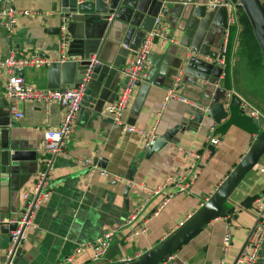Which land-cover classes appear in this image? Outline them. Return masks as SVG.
Here are the masks:
<instances>
[{
  "label": "crops",
  "instance_id": "1",
  "mask_svg": "<svg viewBox=\"0 0 264 264\" xmlns=\"http://www.w3.org/2000/svg\"><path fill=\"white\" fill-rule=\"evenodd\" d=\"M55 1L0 0V10L14 8L36 13L17 15L12 32L0 28V59L31 52L47 59H60L59 35L49 32L57 25L58 12L52 10ZM207 2L116 0L115 14L110 17L111 29L97 55L103 66L97 80L90 82L92 96H97V100L93 107H86L80 113L78 110L65 139V154L53 158L50 196L37 210L34 225L27 229L21 243L23 253L17 257L16 264H98L91 261L92 252L87 244L107 231H113V236L106 261L131 259L143 253L177 228L209 197L263 129L264 114L238 93L234 85L236 37L222 68L229 75L227 81L220 78L221 68L216 64L224 29L214 26L206 34L207 43H202L199 50L190 47L196 28L191 12L197 5L206 7ZM159 14L174 41L156 40L152 45L148 76L137 83L124 110L123 121L145 131L155 126L160 137L192 116L194 111L188 105L175 100L161 108L172 75L181 66L183 73L177 90L186 98L207 105L222 104L225 91L231 93V98L227 108L222 105L227 111L226 118L215 122L203 117L202 122L178 131L165 146L146 158L143 139L122 131L105 112V106L116 101L124 81L120 70L133 57ZM234 27L237 33L238 23ZM190 50L212 62L202 58L184 61L185 53ZM22 76L39 88H47L45 68L25 67ZM6 77V72L0 70V127L8 128L14 148L37 151L36 160L24 161L18 167H10L8 172L2 171L0 164V214L14 217L21 209L23 191L31 188L44 162L40 152L42 132L57 127L64 112L57 103L26 102L21 105L24 116L14 118L4 96ZM244 102L248 111L242 107ZM249 111L257 115L254 117ZM259 117L263 118L262 124L256 121ZM211 126L221 139L216 146L207 141ZM194 155L198 156L196 160ZM82 158L96 165L101 161L105 164L101 168L113 173L116 179L90 170L79 162ZM193 159L199 173L187 192L174 193L163 205L167 190L148 194L168 175H184ZM125 187H128L126 195ZM260 195H264V153L231 193L224 205L226 215L211 218L168 258L167 264H233L258 218L254 200L248 204L244 201ZM144 200L143 211L126 224L125 218ZM228 226L231 240L223 251L222 237ZM78 247L80 251L75 253ZM5 263L6 250L0 248V264ZM254 264H264V237Z\"/></svg>",
  "mask_w": 264,
  "mask_h": 264
},
{
  "label": "built area",
  "instance_id": "2",
  "mask_svg": "<svg viewBox=\"0 0 264 264\" xmlns=\"http://www.w3.org/2000/svg\"><path fill=\"white\" fill-rule=\"evenodd\" d=\"M11 1V0H10ZM224 7L228 13L227 27L224 29V39L220 44L219 59L216 64L221 68L220 78H224V72L222 68L225 66L226 50H227V36L230 26L237 24L236 10L238 3L235 0H208L206 4L207 9H215ZM34 15L36 13L27 10H16L9 8L6 10H0V28L5 29L7 32H12L16 22L17 15ZM59 49L60 60L66 59L64 52L67 45L68 35L65 31L64 24L60 25L59 35ZM156 40H164L173 43V39L169 34V27L163 18L162 14L157 15L153 19L152 28L145 34L139 47L133 54V57L129 59L125 66L120 70L122 78H124L123 84L119 88V94L116 101L109 103L105 106V112L110 114L114 124L119 126L122 131L129 134L132 137H139L143 139L144 146L148 147L153 144L158 135L155 132V126L149 131L142 130L134 125H129L123 121V113L128 101L130 100L132 93L139 81H142L148 76V58L151 53L152 45ZM191 58H202L209 62L208 58L202 56L199 53L187 51L184 55V61ZM53 60L42 57L37 52H31L27 55L17 57L13 54L8 55L5 58L0 59V70H4L7 74L4 85V96L10 107V110L14 114V118L21 119L24 114L21 109V105L30 102L33 104L42 103L49 105L51 103H57L63 109V117L60 124L55 128H46L42 132L41 149L40 152L44 156V162L42 167L35 174L34 181L30 189L23 191L22 193V206L18 211V214L14 217H0L1 223H14L16 228L9 233V243L6 249V263L12 264V259L15 254L16 248L23 242L27 229L34 225V217L39 207L49 198L50 189V173L53 165V158L60 154H65V139L71 132V129L75 123L76 114L80 108V102L83 95L84 88H69L60 87L56 89L39 88L33 83L27 82L23 76H20L17 72L19 68L31 67L34 69L45 68L51 64ZM93 63L97 62L92 60ZM183 73L182 66L179 67L174 74L169 87L165 90L163 102L161 108H165L167 103L171 100H175L182 104L188 105L192 111L201 112L206 114L208 111V105L192 101L178 92L181 76ZM231 93L224 92L222 105L227 108ZM242 107L248 111L247 103H241ZM254 117L257 115L252 111H249ZM264 129V126H263ZM207 141L210 145L216 146L220 143V136L215 133V127L211 126L207 135ZM183 152L190 153L186 149ZM195 160L198 158L194 155ZM79 162L89 168L90 170L97 172L106 178H114L116 176L113 173L108 172L106 169L99 167L98 165L91 163L89 159L82 158ZM198 169L194 159L186 167L184 175L176 177L174 175H168L161 185L152 189L150 195L158 194L160 191L167 190L166 197L162 201V205L174 195V193L187 192L194 180L198 177ZM146 200L142 201L136 206L125 218V223L130 224L144 209ZM253 208L258 215L253 230L248 238L240 255L235 258L233 264H254L260 254L262 240L264 237V195L256 197L253 201ZM113 236V231H107L93 242L87 245L91 249V261L93 263H100L105 261L106 252ZM231 240L230 226L227 227L222 237V249L226 251ZM80 251L78 247L75 253ZM72 257H69L68 261H71ZM127 261L129 259H123ZM167 260H163L159 264H167Z\"/></svg>",
  "mask_w": 264,
  "mask_h": 264
},
{
  "label": "water",
  "instance_id": "3",
  "mask_svg": "<svg viewBox=\"0 0 264 264\" xmlns=\"http://www.w3.org/2000/svg\"><path fill=\"white\" fill-rule=\"evenodd\" d=\"M235 1L246 16L264 59V6L262 0ZM52 10L58 12L57 25L51 28L49 32L60 35V25L64 24L68 38L64 52L66 59L53 60L49 66L45 67L46 87L56 89L60 87L79 88L82 86L84 90L80 102V113L86 107H93L97 100V96H92L93 87L90 86V82L97 80L98 73L103 66V63L97 60V55L111 29L112 21L110 17L115 14L116 0H109V3L105 0H56L52 5ZM227 15V10L224 7L207 9L204 5H197L191 12V18L196 20L191 49L199 50L202 43H207L208 36L206 34L208 31H212L214 26L221 30L225 29L227 27ZM188 16L190 17L189 13ZM93 28H95V33ZM95 54L96 56L93 58ZM92 60L97 62L93 63ZM17 72L22 76L23 68L17 69ZM203 117H209L215 122H220L227 117V111L223 109L220 102H213L208 104L206 114L193 112L192 116L188 117L186 121L174 125L158 137L153 144L144 147L145 157L148 158L154 151L160 150L178 131H182L186 127H195L202 122ZM256 121L262 124L263 118L259 117ZM14 147L10 142L8 128L0 127V164L2 171L8 172L10 167H18L24 161L36 160V150H23ZM263 153L264 129H261L225 179L171 233L153 247L127 261L110 262L105 260L98 264H159L169 258L211 218L226 215L227 211L224 204L229 201L235 187L244 175L256 165ZM95 161L97 160L95 159ZM97 164L100 167H105V164L101 161H98ZM127 191L128 187H125L124 195L127 194ZM0 217L3 218L4 216L0 214ZM15 228L14 223L0 224L1 249H7L9 233ZM248 238L242 245L237 257L243 250ZM22 253L23 249L19 245L15 250L12 264H16L17 257Z\"/></svg>",
  "mask_w": 264,
  "mask_h": 264
},
{
  "label": "trees",
  "instance_id": "4",
  "mask_svg": "<svg viewBox=\"0 0 264 264\" xmlns=\"http://www.w3.org/2000/svg\"><path fill=\"white\" fill-rule=\"evenodd\" d=\"M264 6V0H262ZM238 31L230 26L227 36V54L236 37V62L233 69L234 85L238 93L264 114V59L252 29L241 8H237ZM227 57V55H226ZM229 75L225 72V80ZM256 196L249 199L251 203ZM225 205V204H224Z\"/></svg>",
  "mask_w": 264,
  "mask_h": 264
},
{
  "label": "rangeland",
  "instance_id": "5",
  "mask_svg": "<svg viewBox=\"0 0 264 264\" xmlns=\"http://www.w3.org/2000/svg\"><path fill=\"white\" fill-rule=\"evenodd\" d=\"M59 39H60V37H59Z\"/></svg>",
  "mask_w": 264,
  "mask_h": 264
}]
</instances>
